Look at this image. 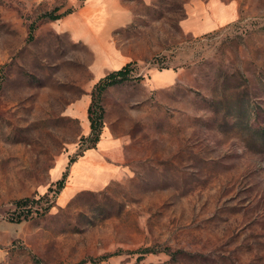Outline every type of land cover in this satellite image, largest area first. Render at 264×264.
<instances>
[{"label": "rangeland", "instance_id": "obj_1", "mask_svg": "<svg viewBox=\"0 0 264 264\" xmlns=\"http://www.w3.org/2000/svg\"><path fill=\"white\" fill-rule=\"evenodd\" d=\"M80 261L264 264V0H0V264Z\"/></svg>", "mask_w": 264, "mask_h": 264}, {"label": "trees", "instance_id": "obj_2", "mask_svg": "<svg viewBox=\"0 0 264 264\" xmlns=\"http://www.w3.org/2000/svg\"><path fill=\"white\" fill-rule=\"evenodd\" d=\"M56 9L53 12H48L43 14L41 17L42 18H47L50 20H56L62 17V15H65L66 13H70L69 10L65 11L64 13L61 14H55ZM34 29L33 26H30V32H32ZM31 36L29 35V38ZM131 63H127L120 67L117 70H114L105 76L101 77L93 86L92 92H91V102L87 108V119L89 121V128H90V135H89V141H90V146L93 147L97 141L99 140V136L101 133V129L103 126V114H104V109L101 105V95L102 92L110 86H113L115 84L121 83L125 80H127L131 76ZM139 79V78H137ZM72 162V160H70ZM64 180H65V174L61 177V179L57 180L54 184V188L50 186L47 190V193L45 196L39 198L43 199L44 197H48L49 193H52V197H55L58 195L60 190L64 186ZM36 200V201H38ZM33 199L26 198L23 200H19L15 203L16 209L20 210L21 214L18 219H26L28 217L29 209V203L32 202ZM50 208V204L47 206H42L41 207V212L39 214H43L45 211H47ZM35 263H40V260L34 257ZM83 261L77 262L75 264H82Z\"/></svg>", "mask_w": 264, "mask_h": 264}]
</instances>
